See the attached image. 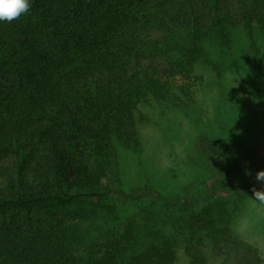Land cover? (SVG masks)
I'll return each mask as SVG.
<instances>
[{
  "label": "trees",
  "instance_id": "16d2710c",
  "mask_svg": "<svg viewBox=\"0 0 264 264\" xmlns=\"http://www.w3.org/2000/svg\"><path fill=\"white\" fill-rule=\"evenodd\" d=\"M29 2L27 14L0 22V217H19L0 225V264H175V245L126 261L132 228L91 241L65 212L87 196L78 185L103 187L114 140L138 145L141 105L187 94L208 40L229 46L238 27L264 36V0ZM200 148L214 191L257 184L263 161L250 156L223 171L227 152L206 135ZM112 194L127 201L155 195L168 206L214 197L189 192L173 199L151 188L103 196ZM188 225L214 245L212 260L202 257V264H264L258 248L210 217L194 215Z\"/></svg>",
  "mask_w": 264,
  "mask_h": 264
},
{
  "label": "rangeland",
  "instance_id": "374dc122",
  "mask_svg": "<svg viewBox=\"0 0 264 264\" xmlns=\"http://www.w3.org/2000/svg\"><path fill=\"white\" fill-rule=\"evenodd\" d=\"M231 33L229 46L216 38L205 43L206 53L194 66L195 80L185 87L186 95L178 93L139 107V143L124 147L114 140L115 156L102 188L78 185L75 191L87 196L65 216L84 239L123 236L132 228L134 241L124 260L175 245V264H202V257L212 260L214 245L206 234L193 231L188 221L204 214L258 248L264 262V203L251 196L253 187L264 189V185L214 191L213 171L200 148L206 135L225 150L223 171L249 162L250 156L264 162V36L257 30L250 36L244 27ZM145 188L173 199L189 192L195 197L214 193V197L196 206L183 201L168 206L155 195L140 201L103 196L106 190ZM16 218L2 216L0 225Z\"/></svg>",
  "mask_w": 264,
  "mask_h": 264
},
{
  "label": "clouds",
  "instance_id": "9594fccd",
  "mask_svg": "<svg viewBox=\"0 0 264 264\" xmlns=\"http://www.w3.org/2000/svg\"><path fill=\"white\" fill-rule=\"evenodd\" d=\"M30 7L29 0H0V22L11 23L27 14ZM246 174L251 175V173ZM254 180L256 183L264 185V169L256 172ZM251 193L254 200L264 203V189L253 187Z\"/></svg>",
  "mask_w": 264,
  "mask_h": 264
}]
</instances>
